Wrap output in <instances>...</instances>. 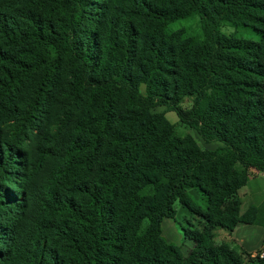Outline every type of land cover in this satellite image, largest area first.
Masks as SVG:
<instances>
[{
    "label": "trees",
    "instance_id": "16d2710c",
    "mask_svg": "<svg viewBox=\"0 0 264 264\" xmlns=\"http://www.w3.org/2000/svg\"><path fill=\"white\" fill-rule=\"evenodd\" d=\"M191 16L204 40L169 31ZM252 169L264 0H0V264H264L214 240L264 226V204L242 211ZM177 203L202 227L186 255L163 236Z\"/></svg>",
    "mask_w": 264,
    "mask_h": 264
},
{
    "label": "rangeland",
    "instance_id": "374dc122",
    "mask_svg": "<svg viewBox=\"0 0 264 264\" xmlns=\"http://www.w3.org/2000/svg\"><path fill=\"white\" fill-rule=\"evenodd\" d=\"M196 17L198 16H191L180 21L183 22L185 20H191L193 23H195ZM180 26L181 25H177L176 27H180ZM197 26H201L200 19H199V24ZM222 30L226 34H234L239 38L251 39L255 41L258 40V37L252 32L253 30L247 27H243V26L232 27L231 25H225L223 26ZM169 31H170V27H169ZM196 40L200 41V39H196ZM142 91H144V87H142ZM192 101H193L192 97L186 98L183 102V106L185 108H189L192 105ZM155 111L164 112L166 114L167 119L175 125L176 131L179 136H185L187 134H191L196 138L200 146L207 149H215L220 145L219 143H211V144L206 143L196 133L195 130H192L181 124L180 121L178 120L177 114L175 112L167 111V108L165 106H157L155 108ZM262 183H264L263 173L256 171L250 173V178L247 188L241 190L240 191L241 193L239 195L242 200V208L244 212L247 211L251 206L258 207L264 204V187H261ZM252 193H257L258 196L257 197L255 196L254 198V196H252ZM192 195L194 196L196 201L199 202L201 208L205 209V204L201 200V196L198 194V192L193 190ZM176 210H177V214L174 219L165 220L163 222L162 225L163 236L169 243L181 247L182 253L186 255L188 254L189 250L193 247V242L190 238H188V236L185 235V229L200 230L202 227L200 226L199 218L196 217V215H194L193 213H191L188 209L183 208L181 204L179 203L176 204ZM191 224H193V226ZM240 227H244L241 228V233H240L241 237H243L247 241L254 242L256 245L258 244V246L255 249H253V251L248 252L247 250L244 249L245 244L244 243L241 244V242L238 239L237 233L234 234L230 244L225 239H222L223 237H221V239L220 238L216 239L217 237L214 236V240L217 243H228L232 248L236 249L240 253L243 254L245 253L244 257L246 259L248 258V255L255 257L257 253L260 251L262 252V254H264V226L241 225ZM260 240H263V242L259 244Z\"/></svg>",
    "mask_w": 264,
    "mask_h": 264
},
{
    "label": "clouds",
    "instance_id": "9594fccd",
    "mask_svg": "<svg viewBox=\"0 0 264 264\" xmlns=\"http://www.w3.org/2000/svg\"><path fill=\"white\" fill-rule=\"evenodd\" d=\"M198 24H199V18L196 17L195 23H193L191 20H185L183 22L172 21L170 22L169 27L171 32L184 31L188 38L204 40L206 37L203 31V27L197 26ZM177 25H181V26L176 27Z\"/></svg>",
    "mask_w": 264,
    "mask_h": 264
},
{
    "label": "crops",
    "instance_id": "0c3cea01",
    "mask_svg": "<svg viewBox=\"0 0 264 264\" xmlns=\"http://www.w3.org/2000/svg\"><path fill=\"white\" fill-rule=\"evenodd\" d=\"M253 171H256V170H251L250 171V173L251 172H253ZM257 172H260V171H257ZM249 183V182H248ZM248 185V184H247ZM247 185H246V187H244L242 190H244L245 188H247ZM261 187H264V183H262V186ZM241 193V192H240ZM252 196H254V198H255V196L257 197L258 195H257V193H252ZM242 211H243V208H242ZM244 212V211H243ZM165 220H171V219H165ZM164 220V221H165ZM240 227V226H239ZM241 228H244V227H240V228H238L235 232H229L228 230H225V229H218V230H216L215 231V236L217 237L216 239H221V237H223L222 239H225L226 241H228V243L230 244L231 243V241H232V239H233V236H234V234L235 233H237L238 234V239H239V241L241 242V244L242 243H244L245 244V250H247L248 252L249 251H253V249H255L257 246H258V244L256 245L254 242H252V241H247L246 239H244L243 237H241L240 236V233H241ZM263 242V240H260L259 241V244L260 243H262Z\"/></svg>",
    "mask_w": 264,
    "mask_h": 264
},
{
    "label": "built area",
    "instance_id": "2783aa9c",
    "mask_svg": "<svg viewBox=\"0 0 264 264\" xmlns=\"http://www.w3.org/2000/svg\"><path fill=\"white\" fill-rule=\"evenodd\" d=\"M257 172V171H256ZM260 173H263V172H260ZM263 175H264V173H263Z\"/></svg>",
    "mask_w": 264,
    "mask_h": 264
}]
</instances>
